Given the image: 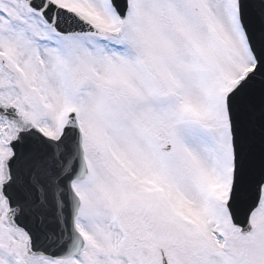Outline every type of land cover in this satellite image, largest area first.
Wrapping results in <instances>:
<instances>
[{
	"label": "snow or ice",
	"instance_id": "obj_1",
	"mask_svg": "<svg viewBox=\"0 0 264 264\" xmlns=\"http://www.w3.org/2000/svg\"><path fill=\"white\" fill-rule=\"evenodd\" d=\"M0 264H264V0H0Z\"/></svg>",
	"mask_w": 264,
	"mask_h": 264
}]
</instances>
